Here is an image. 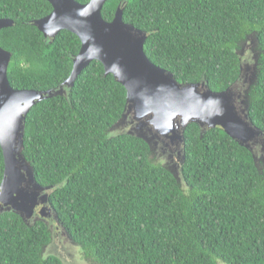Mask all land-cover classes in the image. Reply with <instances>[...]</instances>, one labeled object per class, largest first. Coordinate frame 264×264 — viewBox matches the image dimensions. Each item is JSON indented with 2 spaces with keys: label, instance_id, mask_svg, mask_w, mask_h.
Segmentation results:
<instances>
[{
  "label": "trees",
  "instance_id": "obj_1",
  "mask_svg": "<svg viewBox=\"0 0 264 264\" xmlns=\"http://www.w3.org/2000/svg\"><path fill=\"white\" fill-rule=\"evenodd\" d=\"M87 4L90 0H76ZM147 34L144 51L180 84L224 92L241 80L240 46L259 45L250 120L264 133V0H108L102 10ZM46 0H0V32L12 54L16 90H58L71 76L80 39L69 31L46 38L34 22L49 16ZM127 91L92 62L66 94L38 102L26 116L23 154L49 205L95 264H264V165L221 128L184 132L180 177L147 142L112 131ZM5 160L0 146V186ZM51 241L44 221L29 226L0 214V264H63L44 257Z\"/></svg>",
  "mask_w": 264,
  "mask_h": 264
},
{
  "label": "water",
  "instance_id": "obj_2",
  "mask_svg": "<svg viewBox=\"0 0 264 264\" xmlns=\"http://www.w3.org/2000/svg\"><path fill=\"white\" fill-rule=\"evenodd\" d=\"M46 1L52 5V13L34 25L51 39L69 31L80 39L82 46L74 59L71 76L61 88L41 92L16 90L10 85L12 54L0 45V146L5 160L0 213L14 212L27 221L38 206L45 205L41 216L49 217L46 211H50V188L38 184L23 154L26 116L38 102L65 95L66 88H72L94 61L100 62L105 75H113L127 91L125 113L112 131L138 137L149 144L151 151L165 153L168 164H174L167 169L178 180L185 161L184 132L191 123L198 124L202 134L221 128L250 150L257 163L254 146L264 151V133L250 120L247 96L258 79L257 65L251 80L245 79L248 87L242 85V89L235 85L224 92H213L205 83L180 84L170 72L148 59L144 51L147 34L124 22L121 6L114 20L107 22L102 10L108 0H90L87 4L76 0ZM13 26L14 21L0 19V32ZM248 71L250 68L245 69L242 64L241 80Z\"/></svg>",
  "mask_w": 264,
  "mask_h": 264
},
{
  "label": "rangeland",
  "instance_id": "obj_3",
  "mask_svg": "<svg viewBox=\"0 0 264 264\" xmlns=\"http://www.w3.org/2000/svg\"><path fill=\"white\" fill-rule=\"evenodd\" d=\"M238 54L242 60V64L244 68L245 69L250 68V71H248L247 76H244V81L242 82V85L248 87V83L245 82V79H247L248 81L251 80L252 72L255 71L254 68L256 65H257L256 70L258 72V59L260 56L259 45L254 35L250 36L246 41L242 43ZM249 62H251V64H249ZM250 92L251 90L248 92L247 95L249 100H250L249 98ZM128 121H131V118H129ZM254 147H255V152L257 153L258 156L257 158L258 165L259 164L264 165V151L262 150L263 148L258 145ZM154 156L157 158V160L163 162V164L166 167L167 165H169L165 153H161V151H158L157 153L154 152ZM180 176L181 175H179V180H181ZM52 225H54V223ZM56 226L58 225L56 224ZM55 233H58V231L55 230ZM50 249L52 252L61 253L66 259V264H95L91 259L84 256L81 249L78 246L77 247L74 246L71 240H69V238L64 236V234H59L58 236H56L54 243L50 247Z\"/></svg>",
  "mask_w": 264,
  "mask_h": 264
},
{
  "label": "flooded vegetation",
  "instance_id": "obj_4",
  "mask_svg": "<svg viewBox=\"0 0 264 264\" xmlns=\"http://www.w3.org/2000/svg\"><path fill=\"white\" fill-rule=\"evenodd\" d=\"M253 59H254V56H253ZM249 64H251V62H249ZM243 81L244 80H240V82L238 84H236V87L238 86L239 89H242L240 87H242V82ZM244 86L245 85H243V87ZM131 122L132 121H128V124H130ZM173 165H167V167H172ZM47 205H48V207L50 206L49 203ZM44 206L45 205L38 206L35 209V211H34L33 217L31 219H28L27 221H24V222L26 224H28L29 226H32L33 224H35L38 221H44L50 227V231H51V241H50V243L48 245H46L44 247V249H43V256L44 257H50V256H53V255L54 256H57L58 258L61 259V261L63 262V264H66V259L64 258V256L61 253H59V252H52L51 249H50V247L54 243V240H55L56 236H58L59 234H64V236H66L67 238H69V240H71V242H72V244L74 246L77 247L78 245L73 241V239L68 235V233L65 230H63L60 226H56V224L58 225L57 218H56L55 213H53V210H52L51 207H49L50 208V211H48V210L46 211V213L50 214L49 217H42L41 216V211H42V209H43ZM0 207H1V204H0ZM0 214H2V213H0ZM53 223H54V225H52ZM55 230H57L59 234L58 233H55Z\"/></svg>",
  "mask_w": 264,
  "mask_h": 264
}]
</instances>
